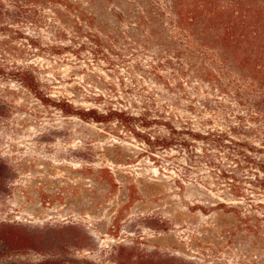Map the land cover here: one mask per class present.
<instances>
[{"label":"rangeland","instance_id":"1","mask_svg":"<svg viewBox=\"0 0 264 264\" xmlns=\"http://www.w3.org/2000/svg\"><path fill=\"white\" fill-rule=\"evenodd\" d=\"M225 28L264 41V0H0V224L31 239L0 264H264V211L230 197V160L192 136L264 146V74L221 60Z\"/></svg>","mask_w":264,"mask_h":264},{"label":"trees","instance_id":"2","mask_svg":"<svg viewBox=\"0 0 264 264\" xmlns=\"http://www.w3.org/2000/svg\"><path fill=\"white\" fill-rule=\"evenodd\" d=\"M193 17L190 16L189 19ZM186 19L185 14H179V21ZM210 28H201L204 34H207ZM219 34L215 36L217 43V51L223 62L236 69H246L249 71L264 74V41L256 42V37L249 38L245 32H237L236 28L221 29ZM211 33V32H210ZM195 71L199 74L212 77V70L205 64L195 66ZM21 82L42 101H48L51 98L44 96L40 90L39 82L32 74L23 73ZM220 82V80H218ZM218 82V83H219ZM57 107L70 115H88L96 122H104L112 118H117L123 123H127L129 114L121 109L112 108L106 113L98 112L96 109L79 110L72 103L55 104ZM258 111L264 113V104L257 106ZM173 137L162 139L160 145L163 147H171L175 144L174 135L177 134L175 129H171ZM195 139H202L215 150L223 151L228 160L229 167L220 170V177L224 180L225 186L228 187L230 197H235V201H249V210L264 211V202H253V196H264V146L257 147L249 144L246 140H240L229 135H218V137H208L201 134H192ZM178 141V140H177ZM148 147H153V141L150 138L144 139ZM180 146L189 148L190 144L187 141L179 142ZM210 165L216 167L215 162L210 160ZM242 172V174H240ZM250 185L252 188H249ZM251 190V194L246 193ZM218 208L226 212H235L241 215L242 209L245 207L240 204L231 202L219 203ZM201 210L206 212L208 209L202 207ZM22 225L2 223L0 224V247L3 249L23 247L30 243L31 239L27 234H21L18 230Z\"/></svg>","mask_w":264,"mask_h":264}]
</instances>
